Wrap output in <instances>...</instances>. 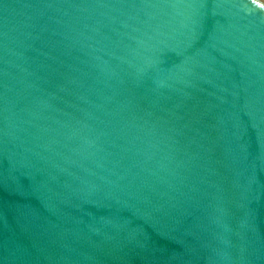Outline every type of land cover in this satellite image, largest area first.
I'll list each match as a JSON object with an SVG mask.
<instances>
[{"label":"water","instance_id":"1","mask_svg":"<svg viewBox=\"0 0 264 264\" xmlns=\"http://www.w3.org/2000/svg\"><path fill=\"white\" fill-rule=\"evenodd\" d=\"M0 264H264V0H0Z\"/></svg>","mask_w":264,"mask_h":264}]
</instances>
